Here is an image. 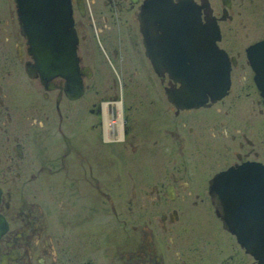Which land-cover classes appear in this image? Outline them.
Wrapping results in <instances>:
<instances>
[{
  "label": "flooded vegetation",
  "instance_id": "af4514ba",
  "mask_svg": "<svg viewBox=\"0 0 264 264\" xmlns=\"http://www.w3.org/2000/svg\"><path fill=\"white\" fill-rule=\"evenodd\" d=\"M68 2L71 80L0 1V264H264L211 197L264 226V0ZM193 52L228 84L181 107Z\"/></svg>",
  "mask_w": 264,
  "mask_h": 264
},
{
  "label": "water",
  "instance_id": "95a60500",
  "mask_svg": "<svg viewBox=\"0 0 264 264\" xmlns=\"http://www.w3.org/2000/svg\"><path fill=\"white\" fill-rule=\"evenodd\" d=\"M14 1L17 19L20 20V26L29 42L27 51L33 60L26 68L28 74L34 75L36 71L40 77L41 74L44 76L43 73L48 76L63 74L66 79L71 80L76 71V58L68 0ZM187 58L193 62V60L200 61L203 57L193 52V55ZM184 65L173 69L180 84L177 93L184 94L190 91L192 94L172 98L178 106L200 105L205 100L203 92L209 94L211 101L225 93L228 84L225 65H199L194 62L191 65ZM222 174L217 173L212 177L211 187L219 186L218 178ZM211 194L215 212L221 216L223 227L236 235V241L245 251L254 254L257 258L264 256V226L235 225L232 223V216L223 217L224 210L216 201L218 193Z\"/></svg>",
  "mask_w": 264,
  "mask_h": 264
},
{
  "label": "bare ground",
  "instance_id": "6f19581e",
  "mask_svg": "<svg viewBox=\"0 0 264 264\" xmlns=\"http://www.w3.org/2000/svg\"><path fill=\"white\" fill-rule=\"evenodd\" d=\"M168 21V20H167ZM171 24V23H170ZM189 31V30H188ZM184 36H186V35H184ZM175 40V39H174ZM188 48V47H187ZM76 51V50H75ZM178 51V50H177ZM185 52V51H184ZM179 54V53H178ZM179 63V62H178Z\"/></svg>",
  "mask_w": 264,
  "mask_h": 264
},
{
  "label": "rangeland",
  "instance_id": "374dc122",
  "mask_svg": "<svg viewBox=\"0 0 264 264\" xmlns=\"http://www.w3.org/2000/svg\"><path fill=\"white\" fill-rule=\"evenodd\" d=\"M1 2H4L5 0H0Z\"/></svg>",
  "mask_w": 264,
  "mask_h": 264
}]
</instances>
